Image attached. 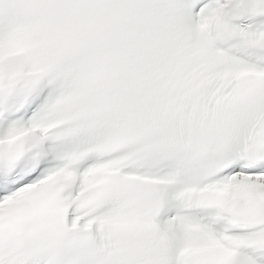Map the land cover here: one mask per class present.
<instances>
[{
	"label": "snow or ice",
	"instance_id": "snow-or-ice-1",
	"mask_svg": "<svg viewBox=\"0 0 264 264\" xmlns=\"http://www.w3.org/2000/svg\"><path fill=\"white\" fill-rule=\"evenodd\" d=\"M0 264H264V0H0Z\"/></svg>",
	"mask_w": 264,
	"mask_h": 264
}]
</instances>
